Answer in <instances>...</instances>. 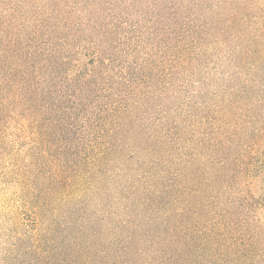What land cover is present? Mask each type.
Returning a JSON list of instances; mask_svg holds the SVG:
<instances>
[{"label":"trees","instance_id":"16d2710c","mask_svg":"<svg viewBox=\"0 0 264 264\" xmlns=\"http://www.w3.org/2000/svg\"><path fill=\"white\" fill-rule=\"evenodd\" d=\"M47 1L25 18L0 0V161L18 198L0 264H264V210L229 200L264 184V126L189 98L187 55L108 45L103 1L77 19ZM154 106L171 112L149 123Z\"/></svg>","mask_w":264,"mask_h":264},{"label":"rangeland","instance_id":"374dc122","mask_svg":"<svg viewBox=\"0 0 264 264\" xmlns=\"http://www.w3.org/2000/svg\"><path fill=\"white\" fill-rule=\"evenodd\" d=\"M101 1V8L92 11V15L95 18L107 15L110 25L116 26L112 36L105 35L108 45L123 49L130 43L145 40V51L158 54L155 60L165 53L163 63L175 59L180 53L187 55L188 71H192L186 92L189 98L210 105L217 101L222 111L223 104L234 100L243 104L240 106L246 112L237 129H248L247 133H250L256 127L264 126V0H185L186 7L177 12L169 9V2L176 5L178 0H164L165 4L161 0ZM42 2L24 0L25 18ZM91 2L48 0L46 4L56 5L58 12H65V7L75 10L77 13L73 12L71 16L77 19L85 17ZM187 28L191 35L187 36L185 44ZM179 47L180 50L175 52ZM158 108L149 109V123L157 118L154 113ZM160 109L171 112L166 106ZM203 111L212 113L211 109ZM220 117H223L222 113ZM13 145L14 151L22 148L17 142ZM6 167L0 161V236L9 227L8 223L1 222V215L13 210L18 199L15 182L3 179ZM248 183L245 190L237 194L239 196L229 200L254 197L256 202L247 203L261 205L264 210L263 182L249 179Z\"/></svg>","mask_w":264,"mask_h":264}]
</instances>
